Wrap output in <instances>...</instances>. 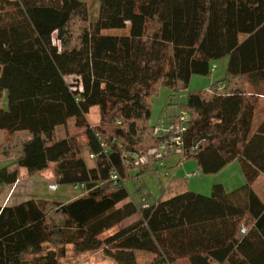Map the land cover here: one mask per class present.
Instances as JSON below:
<instances>
[{
  "label": "trees",
  "instance_id": "16d2710c",
  "mask_svg": "<svg viewBox=\"0 0 264 264\" xmlns=\"http://www.w3.org/2000/svg\"><path fill=\"white\" fill-rule=\"evenodd\" d=\"M223 59L227 88L218 82L181 106L191 116L181 160L206 175L238 161L245 185L140 206L145 197L127 187L151 172L139 160L160 165L176 155L155 136L151 98L160 87L177 95ZM257 79L264 0H0V132L9 137L0 195L21 171L34 177L51 166L59 185L82 192L67 204L0 206V264H60L69 245L101 249L114 264H139L138 253L152 256L145 264H264V202L254 191L264 176V121L254 129L259 99L246 90ZM95 107L101 121L92 126ZM163 146V159L149 155Z\"/></svg>",
  "mask_w": 264,
  "mask_h": 264
},
{
  "label": "rangeland",
  "instance_id": "374dc122",
  "mask_svg": "<svg viewBox=\"0 0 264 264\" xmlns=\"http://www.w3.org/2000/svg\"><path fill=\"white\" fill-rule=\"evenodd\" d=\"M91 6L92 20L95 21L97 18V8H95L94 5ZM128 32L129 29L113 30L106 33L113 36H126ZM227 62V59L216 62L214 64L216 65V69L212 71L211 75L208 77L194 75L191 78L188 88L177 93L175 96H173L174 93L171 89L160 87L157 93L150 100L152 111L150 121L151 125L156 127L158 124H163L161 121L166 122L169 117L177 115L181 110L182 104L186 102L189 94L200 91L209 92L218 82H223L226 78ZM88 121L92 126L100 123L101 115L99 108L95 107L91 110L88 115ZM80 131L82 132V130H78L76 133L80 134ZM79 137L81 142L85 141L84 138L81 136ZM8 140V134L0 132V148L6 144ZM179 164L180 156L175 155L164 161L165 169H162L160 165L151 166L150 173L138 179L135 184H127L132 197L134 198L136 194L138 196L140 195V197H145L147 200H152L150 197L151 194L152 196L161 197L162 191H160V182L166 185L168 181L172 180L174 175H176L178 179H185L187 181L188 184H186V188L188 190L207 197L211 196L212 187L216 184H222L227 192H232L241 188L246 183L241 166L237 161L229 164L219 173L210 175L204 174L199 169L194 159H189L184 162V164L182 163L184 166L181 164L182 166L177 167ZM2 166H4V164H0V167ZM171 166L174 167V169H172ZM192 173H199V175L192 177L191 179H187L186 175ZM14 185L5 187L1 190L0 206L16 205L30 199L67 204L78 198L82 193L78 188L59 185L56 180L53 166H51L49 170L34 177L29 176L27 172L23 170L20 173L18 184H16V186ZM51 185H57L58 190L52 191L50 189ZM254 191L264 202L263 177H259L254 184ZM164 192V198H167L168 194H164ZM156 197H153V199ZM113 232H108L103 237H108ZM66 249V256L60 259V264H114V262L108 258L101 249L83 254L75 252L72 245L67 246ZM137 256L139 264H145L152 259L151 255H146L144 253H138ZM176 264H188V261H179Z\"/></svg>",
  "mask_w": 264,
  "mask_h": 264
},
{
  "label": "built area",
  "instance_id": "2783aa9c",
  "mask_svg": "<svg viewBox=\"0 0 264 264\" xmlns=\"http://www.w3.org/2000/svg\"><path fill=\"white\" fill-rule=\"evenodd\" d=\"M216 69V65H213L212 71ZM191 120V116L188 112L186 111H179V113L175 116L169 117L168 121L165 123L156 126L155 127V136L159 138L166 137L168 138L166 145L170 147V149L176 154L179 155L180 158L184 156V151L182 149V146L184 145V135L188 131V124ZM168 148L163 146L160 150H153L150 151L149 155L150 156H156V159H163L165 155H167V150ZM199 149V145H195L190 148L189 155H194L197 153ZM139 164H145L147 163L148 166H156L157 161L155 160H149L147 156L141 158L138 162ZM160 166H164L163 162H159ZM199 173H192V174H187L186 178L191 179L192 177L198 176ZM113 179H116V176L113 177ZM19 180L17 181L16 184H18ZM16 184L14 186H16ZM50 189L52 191H57L58 186L57 185H51ZM153 200V198H152ZM147 201V199L142 200V204L140 206H143V204Z\"/></svg>",
  "mask_w": 264,
  "mask_h": 264
},
{
  "label": "crops",
  "instance_id": "0c3cea01",
  "mask_svg": "<svg viewBox=\"0 0 264 264\" xmlns=\"http://www.w3.org/2000/svg\"><path fill=\"white\" fill-rule=\"evenodd\" d=\"M227 64H228V62H227ZM226 88H227V83L225 81L222 82L218 87L219 91H223ZM246 90H247V93L249 95H255L259 99L258 110H257L255 122H254V129H255L258 127L259 124H261L264 121V80L257 79L253 82L248 80V82L246 84ZM161 122L165 123L164 121H161ZM182 163L184 164V162L180 158V164L177 167L182 166L183 165ZM171 168L174 169V167H172V166H171ZM167 175H168V173H167ZM260 177L264 178V176H260ZM186 184H188V183L185 179H178V177L176 175H174L172 180L168 181L166 183V185H164V183L160 182V189H161L160 191H162V193H161L162 196L160 195L161 197H156L154 195L152 196V194L151 195L147 194V195H150L151 199L153 197H156L155 199L158 200L160 198H164L163 192L165 191L164 194H168V197H172L174 195L183 193L185 191H190L186 188ZM20 203H22V202H20ZM20 203H18V204H20ZM10 206H13V205H10Z\"/></svg>",
  "mask_w": 264,
  "mask_h": 264
}]
</instances>
